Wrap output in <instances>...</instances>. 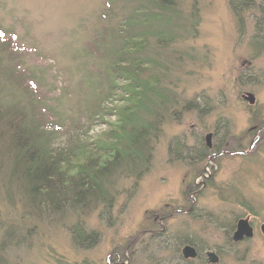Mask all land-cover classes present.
<instances>
[{"label": "rangeland", "instance_id": "obj_1", "mask_svg": "<svg viewBox=\"0 0 264 264\" xmlns=\"http://www.w3.org/2000/svg\"><path fill=\"white\" fill-rule=\"evenodd\" d=\"M154 1L0 0L1 101L28 112L29 95L41 101L58 133L42 145L56 153L72 146L73 164L96 156L93 143L124 106L112 92L92 109L106 70L99 41L125 17L146 35L143 78L157 76L178 100L167 105L144 173L114 180L111 210L97 203L35 216L0 160V264H208V251L219 264H264V41H256L264 0ZM8 64L18 74L4 75ZM247 218L253 236L229 240ZM77 224L96 235L90 247L73 242ZM190 242L199 256L184 260Z\"/></svg>", "mask_w": 264, "mask_h": 264}, {"label": "trees", "instance_id": "obj_2", "mask_svg": "<svg viewBox=\"0 0 264 264\" xmlns=\"http://www.w3.org/2000/svg\"><path fill=\"white\" fill-rule=\"evenodd\" d=\"M109 2L106 0L105 4L108 6ZM169 2L154 1L159 6H168ZM244 5L240 3L241 7ZM138 7L140 11L145 8ZM104 15L101 13L100 17ZM131 22L130 17H125L119 22L118 30L109 34V39L99 41L106 70L100 72L99 86L102 90L92 109L97 114L112 92L121 93L123 100L120 101L124 106L115 109L117 121L113 129L93 143L94 149L91 150L97 152L95 157L89 156L82 164L76 160L73 164L74 156L70 157L72 146L67 148V153H64L65 150L56 153L54 148L52 151L43 146V142L57 139L58 133L48 126L50 121L45 112L49 114V108L41 101L34 103L29 95L27 105L31 110L28 112L21 108L19 102L11 100L4 104L1 101L4 99L0 97V160L5 157L8 162V186L18 189L23 206L33 215L39 216L45 211L47 216L54 217L68 209L84 210L97 203L111 210L114 198L110 192L114 180L130 172L136 173L139 179L144 173L160 126L168 113L167 105H176L178 100L174 99L171 91L161 89L157 76L143 78L144 60L139 52L146 44V35L129 29V25L134 24ZM256 24L257 28L262 26L260 21ZM256 39L264 41V38ZM2 71L4 75L18 74L12 64L4 66ZM118 83V86L114 85ZM233 228L227 232L229 240ZM71 235L77 246L90 247L96 242V235L88 233L80 224L74 226ZM190 245L194 246L191 242Z\"/></svg>", "mask_w": 264, "mask_h": 264}, {"label": "water", "instance_id": "obj_3", "mask_svg": "<svg viewBox=\"0 0 264 264\" xmlns=\"http://www.w3.org/2000/svg\"><path fill=\"white\" fill-rule=\"evenodd\" d=\"M245 99L249 104H252L254 102V96L250 93L245 94ZM211 138V135H207L205 138L206 145L209 147V140ZM260 231L262 235L264 236V224L261 225ZM253 236V229L249 225L248 218L247 219H241L237 222L235 231L233 232L231 239L234 242H240L245 238H250ZM206 255L208 256V261L211 264H217L218 263V257L213 252H206ZM182 256L184 259H195L197 256V253L194 248L191 246L186 245L182 249Z\"/></svg>", "mask_w": 264, "mask_h": 264}, {"label": "flooded vegetation", "instance_id": "obj_4", "mask_svg": "<svg viewBox=\"0 0 264 264\" xmlns=\"http://www.w3.org/2000/svg\"><path fill=\"white\" fill-rule=\"evenodd\" d=\"M231 240H232V239H231ZM189 246H190V245H189ZM191 247H192V246H191ZM192 248H194L195 251H196V253H197V256H196V258H195V259H197L198 256H199V252L197 251V249H196L195 247H192ZM211 252H213V253L218 257V263H217V264H219V261H220L219 256H218L214 251H211ZM181 257L183 258V256H182V250H181ZM204 257H205V260L207 261V263H208V264H211V263H209V261H208V256L206 255V252H205ZM183 259H184V258H183ZM184 260H190V259H184ZM191 260H192V259H191Z\"/></svg>", "mask_w": 264, "mask_h": 264}]
</instances>
